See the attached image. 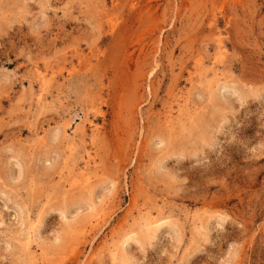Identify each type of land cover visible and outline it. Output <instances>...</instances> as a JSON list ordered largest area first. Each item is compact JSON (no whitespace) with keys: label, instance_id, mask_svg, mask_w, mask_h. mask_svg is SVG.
Listing matches in <instances>:
<instances>
[{"label":"rangeland","instance_id":"374dc122","mask_svg":"<svg viewBox=\"0 0 264 264\" xmlns=\"http://www.w3.org/2000/svg\"><path fill=\"white\" fill-rule=\"evenodd\" d=\"M0 264H264V0H0Z\"/></svg>","mask_w":264,"mask_h":264}]
</instances>
